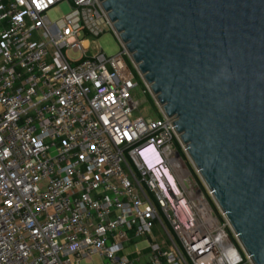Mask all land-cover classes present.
<instances>
[{
    "label": "built area",
    "instance_id": "built-area-1",
    "mask_svg": "<svg viewBox=\"0 0 264 264\" xmlns=\"http://www.w3.org/2000/svg\"><path fill=\"white\" fill-rule=\"evenodd\" d=\"M95 257L252 263L99 0H0V264Z\"/></svg>",
    "mask_w": 264,
    "mask_h": 264
},
{
    "label": "water",
    "instance_id": "water-1",
    "mask_svg": "<svg viewBox=\"0 0 264 264\" xmlns=\"http://www.w3.org/2000/svg\"><path fill=\"white\" fill-rule=\"evenodd\" d=\"M253 264H264V0H99Z\"/></svg>",
    "mask_w": 264,
    "mask_h": 264
},
{
    "label": "rangeland",
    "instance_id": "rangeland-1",
    "mask_svg": "<svg viewBox=\"0 0 264 264\" xmlns=\"http://www.w3.org/2000/svg\"><path fill=\"white\" fill-rule=\"evenodd\" d=\"M69 10V6L66 3H62L55 6L51 11H49L48 15L52 20H56L63 14L69 12ZM90 47L93 51L91 52L92 54H96L98 50L102 49L107 55L112 56L120 51L121 44L116 35L113 32L108 31L102 34L100 37L91 38ZM135 95L140 102V109L139 111L135 112L136 116L143 115L152 116L154 118L160 116L159 112L157 111V107L150 95L143 93L139 89L135 91ZM211 201L213 202L214 200L211 199ZM93 262L95 264H101V259L99 257H95ZM245 264L253 263L247 262Z\"/></svg>",
    "mask_w": 264,
    "mask_h": 264
}]
</instances>
